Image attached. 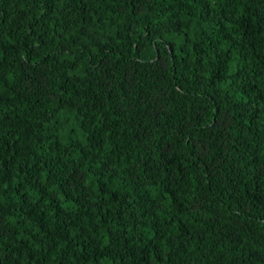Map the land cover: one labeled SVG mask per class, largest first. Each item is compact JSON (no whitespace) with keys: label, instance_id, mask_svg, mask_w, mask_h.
I'll use <instances>...</instances> for the list:
<instances>
[{"label":"trees","instance_id":"obj_1","mask_svg":"<svg viewBox=\"0 0 264 264\" xmlns=\"http://www.w3.org/2000/svg\"><path fill=\"white\" fill-rule=\"evenodd\" d=\"M0 264H264V0H0Z\"/></svg>","mask_w":264,"mask_h":264}]
</instances>
